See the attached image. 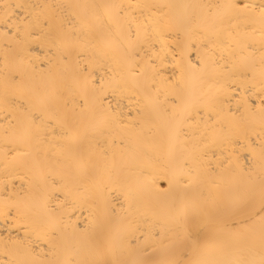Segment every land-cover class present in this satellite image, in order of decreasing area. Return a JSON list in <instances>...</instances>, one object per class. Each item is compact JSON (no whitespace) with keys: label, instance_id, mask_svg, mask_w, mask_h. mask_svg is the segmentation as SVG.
Returning a JSON list of instances; mask_svg holds the SVG:
<instances>
[{"label":"bare ground","instance_id":"bare-ground-1","mask_svg":"<svg viewBox=\"0 0 264 264\" xmlns=\"http://www.w3.org/2000/svg\"><path fill=\"white\" fill-rule=\"evenodd\" d=\"M0 264H264V0H0Z\"/></svg>","mask_w":264,"mask_h":264}]
</instances>
